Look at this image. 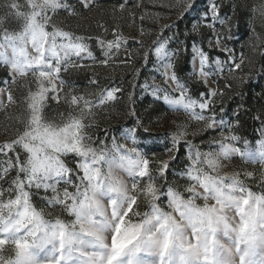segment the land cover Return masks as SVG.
<instances>
[{"label":"snow or ice","instance_id":"6c2138e0","mask_svg":"<svg viewBox=\"0 0 264 264\" xmlns=\"http://www.w3.org/2000/svg\"><path fill=\"white\" fill-rule=\"evenodd\" d=\"M77 4L89 11L96 0ZM153 7L177 11L183 19L194 10L195 0H166ZM241 7L245 6L237 0H207L192 24L199 40L193 38L189 44V34L181 40L179 31L165 36L174 27L165 24L145 45L144 39L125 38L115 22L111 39L104 24L98 25L102 33L95 37L65 31L56 17L61 12L78 14L69 0H0V66L9 70L11 85H18L17 78L24 81L18 87L23 111L15 117L6 115L13 123L5 127V132L11 130L9 138L0 142V264H264V139H257L253 149L237 134L241 113L250 110L245 105H237L232 119L225 121L218 118L216 103L223 99L224 89L232 88L230 83L221 88L220 79L243 71L244 54L237 56L227 44L233 38L232 15ZM110 11L114 21L125 18L116 17L117 11H128L127 19L133 22L144 19L128 8V0ZM252 12L264 27V0ZM152 18L157 20L160 14ZM140 35L152 33L141 28ZM90 40H95L100 58ZM130 42L138 45L135 52L129 49ZM189 49L191 68L184 72L180 57ZM213 52L221 55L214 57ZM72 57L130 70L135 83L124 114L133 118L134 126L126 128L122 138L131 146L115 137L109 146L107 138L94 139L92 132L98 127L97 110L123 97V80L117 84L113 79L100 89L94 79L89 83L99 89L96 92L74 88L65 92L62 74L90 67L72 62ZM145 70L156 73L161 82L150 75L140 83ZM245 83L241 78L240 84ZM137 88L141 99L153 98L143 116L135 106ZM4 96L0 110L6 113L17 98L11 86L0 89V97ZM49 101L66 105L59 119L47 116ZM161 102L202 124L192 133L187 132L188 125H176L177 130L169 133L171 147L165 149L168 159L144 151L138 138L151 135L146 124L151 125L154 105ZM219 113L226 114L222 103ZM253 119L264 124L259 115ZM218 130L230 134L221 132L207 142L210 149L218 146L215 151H201L186 138ZM184 145L187 152L181 159ZM237 156L259 163V177L253 171L221 175L223 162ZM173 164L179 165L184 185L169 180L170 173L176 175ZM256 179L259 191L246 183ZM142 205L146 211H140Z\"/></svg>","mask_w":264,"mask_h":264},{"label":"rangeland","instance_id":"374dc122","mask_svg":"<svg viewBox=\"0 0 264 264\" xmlns=\"http://www.w3.org/2000/svg\"><path fill=\"white\" fill-rule=\"evenodd\" d=\"M105 0H96V4L92 7V9L97 8L99 3H102ZM107 1V0H106ZM114 1V0H113ZM121 2H124V0H121ZM120 2V3H121ZM130 4L128 5V8L135 14L136 17L143 16L144 19L141 21L140 19H136L134 22L127 19L129 13L128 11L125 12L126 18H124L123 21L121 19L113 20V17H111L112 25L115 22L116 24L120 25L119 31H122L123 36L130 41L132 38L135 40L144 39L145 45H148L151 43L153 39H155L156 35H158L165 24H172L174 27L169 30L165 31V36H171L173 32L179 31L180 32V38L181 40L185 39L184 33L189 34L188 43L191 44L192 39L199 40V37L196 36L194 33H192V24L197 22L198 14L202 13V11L205 8L207 0H195V8L194 10L187 14L183 19L179 17L177 14V11H166L164 8L161 7H153V4H159L161 2H166V0H128ZM69 3L73 4L77 7L78 14L75 16H70L66 12H61L56 17L57 23L65 30L74 33L75 35L79 36H91L95 37L96 35H99L102 33V29L98 26L101 23H98V21L89 20L88 11H85L84 9L80 8L77 4V0H69ZM142 3L144 7H135V4ZM237 3H241L245 7L238 8V15L239 18L232 19V39L227 42L229 48H237L235 49V52L237 56L240 55V53L244 54L245 62L243 66L242 72H237L232 75H228V79H220L224 81L225 83L232 84V91L238 92L239 88H241L243 85L240 84L241 78H243L246 83L249 81V76L253 80V83H256V78L259 76V73L256 72L254 76L252 77L251 68H248V54L258 52L261 50L263 53L264 50V27L261 26V21L259 19L258 14L254 17L252 8L254 5L258 6L261 3V0H237ZM119 4V3H118ZM90 11V10H89ZM227 11V9H225ZM236 12V11H235ZM151 13L152 15H155L157 13L160 14V18L157 20H153L152 15H149ZM119 18V16H116ZM233 17V15H232ZM111 25V26H112ZM143 28L145 32H151L152 35H145L141 37L140 35V29ZM254 28V32L252 29ZM111 30V29H110ZM206 34L207 30H204ZM255 33V34H254ZM108 39H111V32L109 31V34L107 36ZM91 49L93 50L95 56L97 58L101 57L100 50L96 47L95 40L87 41ZM177 45L173 43L171 47H176ZM129 49L133 52L136 51L138 48V45L135 43H129L128 45ZM242 48L244 51H242ZM191 50L189 49L188 53L186 55H182L180 57V64L182 66V69L184 72H187L191 68ZM212 55L218 56L221 55L218 52H213ZM123 56V51H121V57ZM223 59V57L221 56ZM154 59V58H153ZM72 62L74 63H82L86 65H90V67H86L83 69H79L76 71H70L67 74H62V79L67 81V84L65 86L64 91L66 92L68 89H76L79 92H83L85 89H87L90 92H96L99 89L96 88V86L91 85L89 81L91 80H98L99 82V88L102 89L105 86L109 85L111 81L114 79L117 84L121 80H123V84L121 85L123 88H125V92L123 97L116 103L109 104L105 108H101L97 110V115L95 118V125L98 127H93L92 132L95 133L94 139L96 136L99 137L100 140H105L107 138V143L109 146L111 145V138L115 137L118 143H126L131 146L129 141L124 140L123 134L126 128H130L134 126L133 118H130L129 116L125 115L124 113L127 111L128 107V101L127 96L130 91H132V84L135 83L133 81L132 76L128 74L130 71L129 69H124L121 67H113L110 63L108 66H99L95 63V61L91 59H83L79 60L76 57L71 58ZM118 64L119 61H116ZM136 66L139 67L140 64L137 61ZM198 66V64H197ZM4 68L0 66L1 69ZM5 72L7 76H0V89H4L7 91V88L11 86L13 95L17 98V102L8 105L7 112L5 113L4 110H0V142H3L9 138L10 135V129L8 132H5V127L13 123V121L7 120L6 115L10 117H15L17 114L21 113L23 111L24 105L21 101L22 92L18 90L19 86H22L24 81L18 79V85H11V78L9 74V70L5 68ZM155 75L156 76V83L161 82V78L154 72H149L145 70L144 75L141 77L140 83H143L144 77ZM31 77H29L30 79ZM9 81V84L6 85L3 83V81ZM151 83V81H149ZM58 83V81H57ZM216 85L213 84V87ZM230 89V90H231ZM141 97V89L137 88L135 90V99H136V109L138 115L143 116L145 108L152 104L153 98L150 95H145L143 99ZM0 99L5 100L6 102V96L0 97ZM61 99H63V96H61ZM220 100L217 98V114L218 118H223L225 121H229L228 114H224L222 117H220L219 113V106H220ZM154 108L156 109L151 114L152 123L151 125H147L150 128L151 135H144L141 137H138L141 140L140 147L149 153H156L158 157H163L164 159H168V154L165 152V149L168 147H171V136L169 133L174 132L177 130L176 125L186 124L187 132H197L202 128V124L195 121L194 119H190L185 113L181 112H172L168 109L166 105H164L162 102L154 105ZM260 108H256V110H253V117L259 115L262 120H264V105ZM67 110L66 105L60 104L57 106L54 102L49 101V107L47 108V116L49 118H56L59 119L58 113H63ZM258 123H260L259 120H257ZM260 126L262 130H264V124L260 123ZM107 130V131H106ZM183 130V129H181ZM254 131L253 133L255 136H253V139L251 142V147L255 149L256 147V140L257 139H264V137L261 136V131L259 129L255 128L251 129ZM250 130V131H251ZM256 131V132H255ZM221 132H223L224 135H229L230 133L227 130H218L214 133H208L206 135L202 136H188L187 139L192 140L193 144L200 146L201 151H215L217 150L218 146H213L211 149L207 146V142L212 137H217L221 135ZM203 141V143H202ZM240 147H243V144L239 145ZM187 145H184L181 149V159H184L185 154L187 152ZM174 155V153H173ZM0 159H3V157H0ZM223 167L220 169V174L224 175L225 173L231 174L233 172L239 171H253L256 173L257 177H259L261 165L259 163L252 164L245 162L244 160L240 159L238 156L233 158L231 161H224ZM179 165L173 164L172 170L176 173V175L169 174V180H175L178 184L184 185L185 181L183 179H180L179 172H178ZM14 175V174H13ZM246 183L253 186L254 190L259 191V183L260 180L256 179L253 180H247ZM4 187H7V185H3ZM62 187V186H61ZM43 193H41L42 195ZM41 206L43 205V201H40L37 199L36 201ZM147 209L145 206H141L140 211H146ZM60 210L56 209V214H59ZM225 243H227V239H224Z\"/></svg>","mask_w":264,"mask_h":264},{"label":"trees","instance_id":"16d2710c","mask_svg":"<svg viewBox=\"0 0 264 264\" xmlns=\"http://www.w3.org/2000/svg\"><path fill=\"white\" fill-rule=\"evenodd\" d=\"M120 2L121 0H105L102 3H99V6L97 8L88 11V15L90 17L89 20L98 21V23L104 24L109 28L110 31L112 27L111 17H113V14L111 13L110 9L113 6L118 5V3ZM129 4L130 2H128V5ZM237 10L233 14L232 19L239 18L240 15H238ZM125 12L121 13L117 11L115 13V16H123L126 18ZM123 20L124 19H121V21ZM234 49L237 50V48L235 47ZM242 51H244L243 48ZM261 53V50H259L258 52H252L247 56V66L248 68H251L250 70L253 74L252 77L256 72L259 73V76L254 77L257 80L256 83H253V80L249 79V81L245 83L241 88H239L238 92L235 93L232 91V89H224V97L222 100H220V104H223L225 112L229 116V120L232 119L233 111L237 108V105L243 104L250 109L248 112L241 113V127L237 131L238 135L248 139L249 141H251L253 139V136H255V134L253 133L254 131L251 130L252 128H255V130H262L260 123H258L256 119H253V110H256V108L262 109L261 107L264 105V95H261V93H264V72H262V67H264V55H262ZM0 76H7L5 68L1 69ZM224 84V81H219V86L221 88H223ZM241 91L245 93L243 97L237 95Z\"/></svg>","mask_w":264,"mask_h":264}]
</instances>
